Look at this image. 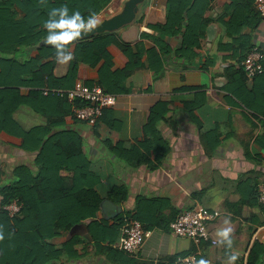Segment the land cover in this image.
Listing matches in <instances>:
<instances>
[{
    "label": "crops",
    "instance_id": "obj_1",
    "mask_svg": "<svg viewBox=\"0 0 264 264\" xmlns=\"http://www.w3.org/2000/svg\"><path fill=\"white\" fill-rule=\"evenodd\" d=\"M126 1L115 0L98 17L100 23L121 13ZM168 1L145 0L136 20L114 32L122 43L133 49L141 47L145 53L161 44L162 72L155 74L146 53L144 66L124 80L129 91L116 93L117 102L109 108L114 123L103 124L97 135L91 125H76L101 177L99 190L104 199L96 218L98 243H94L88 222H83L86 228L81 226L80 230L87 229L90 240L76 235L81 239L76 247L80 257L67 264H176L179 257L190 254H198V260L204 258L209 264H227L228 250L218 243L216 235L226 226L225 219L232 229L230 251L239 256L236 264H245L256 241L264 245V80L257 82V93L250 96L234 88L238 82L229 85L232 72L226 71L236 64L230 54L238 50L239 41H249L264 59V16L248 14L253 0H211L205 13L210 20V40L207 29L206 42L195 48L197 55L189 61L176 56L183 45L181 33L162 35L154 29L166 23L162 8H168ZM235 15L238 20L228 29ZM222 45L228 49L219 52ZM109 53L113 72L127 66L128 57L119 46H110ZM103 63L96 67L81 64L74 85H98ZM68 68L69 63H56L55 75L65 76ZM253 85L254 80L249 79L246 87L251 90ZM233 90H237V97ZM22 92L27 94L28 89ZM157 106L162 142L142 146L150 136L145 128ZM107 138L122 141L126 151L137 148L143 157L128 151L124 158H118L103 142ZM112 185L126 188L124 202L108 196ZM196 206L217 213L209 223L217 244L195 245L172 232L176 217ZM133 214L140 217L148 236L139 252L128 255L120 244L124 219Z\"/></svg>",
    "mask_w": 264,
    "mask_h": 264
},
{
    "label": "trees",
    "instance_id": "obj_2",
    "mask_svg": "<svg viewBox=\"0 0 264 264\" xmlns=\"http://www.w3.org/2000/svg\"><path fill=\"white\" fill-rule=\"evenodd\" d=\"M114 1L0 0V158H8V165L2 173L4 177L0 175V264H67L77 261L80 253L76 247L81 239L79 236L67 238L72 229L83 222H88L94 243H98L95 227L99 221L96 218L104 199L99 190L101 177L94 170L93 160L85 148V137L76 125H91L97 135L99 127L110 121L114 123V119L110 109L106 108L91 124L78 118L75 112L87 105L84 100H69L54 92L45 96L42 90L75 88L81 64L96 67L104 61L98 85L107 93L128 92L124 80L135 69L144 66L146 55L155 74L162 72L164 48L156 43L159 51L154 48L146 54L141 47L133 49L122 43L116 33L80 39L71 46L73 60L67 74L57 77L53 51L50 46L42 44L46 35L42 25L52 7L67 4L70 10H79L84 16L91 11L100 17ZM253 1L248 9L251 16L258 12ZM168 3L166 23L156 25L154 29L162 35L181 33L183 45L176 50V56L192 61L197 55L195 48H202L206 42L210 20L205 13L211 0H169ZM237 20L235 15L228 29ZM112 45L119 46L128 57L123 70H111L113 63L109 47ZM254 48L249 41L248 44L239 41L238 50L230 54L238 66L231 64L226 69L232 72L229 85L238 82L234 88L244 90L250 96L257 93V82L264 80L262 73L253 79L251 90L246 87L249 79L241 64ZM226 49L222 45L219 52ZM262 62L264 64V59ZM23 89H28V93L24 94ZM232 93L236 96L237 90ZM24 108L40 116L45 124L28 130L24 128L16 119V113ZM159 108L157 106L150 114L145 128L146 135L150 136L142 146L145 142L150 145L162 142L158 136ZM262 124L264 126V119ZM103 142L118 158H124L128 151L142 156L137 148L126 151L122 141L115 143L114 139L107 138ZM115 193L120 195L115 196ZM109 194L121 202L128 196L126 188L118 185H112ZM14 203L20 210L12 216L8 207ZM126 219L141 222L135 214L126 217L124 224ZM248 264H264V245L260 242L256 241L252 247Z\"/></svg>",
    "mask_w": 264,
    "mask_h": 264
},
{
    "label": "built area",
    "instance_id": "obj_3",
    "mask_svg": "<svg viewBox=\"0 0 264 264\" xmlns=\"http://www.w3.org/2000/svg\"><path fill=\"white\" fill-rule=\"evenodd\" d=\"M257 11L264 16V0H255ZM262 52L254 48L253 51L243 60L242 67L248 79H254L258 75L264 73V64L262 62ZM51 92L57 93L60 97L69 100H84L87 105L83 108L76 109L75 112L78 118L87 120L91 124L95 123L103 110L112 108L117 102V95L107 93L99 86H86L77 84L72 89H55L50 90L44 88L43 95L47 96ZM13 216L19 212L20 207L13 204L8 207ZM217 213L210 212L200 206H196L190 210L180 213L172 223V232L178 236L191 240L195 245H201L206 242L217 244L216 240H212L209 232V223L217 218ZM148 232L143 228L141 222L134 219H126L123 226V237L120 244V249L128 255H134L140 251L144 244ZM198 254H190L184 257H179L176 264H197Z\"/></svg>",
    "mask_w": 264,
    "mask_h": 264
},
{
    "label": "clouds",
    "instance_id": "obj_4",
    "mask_svg": "<svg viewBox=\"0 0 264 264\" xmlns=\"http://www.w3.org/2000/svg\"><path fill=\"white\" fill-rule=\"evenodd\" d=\"M99 24L100 21L96 12L90 11L87 16H84L79 10H70L67 4L52 7L48 12L47 19L43 21L42 26L46 30L43 43L51 47L54 59L58 64L66 65L73 60L72 44L77 39L90 35ZM224 224L226 226L216 233L218 243L228 250L227 264H236L239 259L238 253L230 251L233 246L232 229L228 226L230 221L225 219ZM197 264H209V261L200 258Z\"/></svg>",
    "mask_w": 264,
    "mask_h": 264
},
{
    "label": "water",
    "instance_id": "obj_5",
    "mask_svg": "<svg viewBox=\"0 0 264 264\" xmlns=\"http://www.w3.org/2000/svg\"><path fill=\"white\" fill-rule=\"evenodd\" d=\"M144 1L145 0H127L124 3V6H123L121 13L115 15L114 17H112L110 19L104 20L102 23H100L98 25V27L90 35L82 37L80 39H87V38L94 37L95 35L104 34V33L118 32L119 30L123 29L124 27L132 24L136 20L139 7L141 4L144 3ZM162 10H163V15L166 17L167 7L163 6ZM209 33H210V29H208V41L210 40ZM80 39H77L75 42L79 41ZM42 44H44V43H42ZM81 226L82 225L75 226L72 229V231L69 234L67 239H71L72 237H74L76 235H82L85 238L90 240V234L88 233V230L84 229V228H86L85 226H82L84 228L81 231L80 230ZM251 248L252 247H250L248 254L246 256L245 264H248V256H249V253L251 251Z\"/></svg>",
    "mask_w": 264,
    "mask_h": 264
},
{
    "label": "rangeland",
    "instance_id": "obj_6",
    "mask_svg": "<svg viewBox=\"0 0 264 264\" xmlns=\"http://www.w3.org/2000/svg\"><path fill=\"white\" fill-rule=\"evenodd\" d=\"M102 17V15H101ZM100 17V18H101ZM16 119L19 121L20 124H22L24 126V128H26L27 130L30 129L31 127L33 126H36V125H39V124H43L44 123V120L32 113L30 110H28L27 108H24V109H20L17 113H16ZM45 124V123H44ZM7 157L5 158H0V175L2 177H4V175L2 174L3 173V170L5 169L6 165H8L7 163V160L8 158L6 159ZM6 176V175H5ZM1 199V198H0ZM1 201V200H0ZM65 240V239H64Z\"/></svg>",
    "mask_w": 264,
    "mask_h": 264
}]
</instances>
